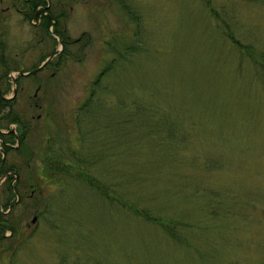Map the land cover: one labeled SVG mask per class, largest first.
Instances as JSON below:
<instances>
[{"label": "rangeland", "instance_id": "1", "mask_svg": "<svg viewBox=\"0 0 264 264\" xmlns=\"http://www.w3.org/2000/svg\"><path fill=\"white\" fill-rule=\"evenodd\" d=\"M42 4L70 43L0 0V264H264V0Z\"/></svg>", "mask_w": 264, "mask_h": 264}, {"label": "trees", "instance_id": "2", "mask_svg": "<svg viewBox=\"0 0 264 264\" xmlns=\"http://www.w3.org/2000/svg\"><path fill=\"white\" fill-rule=\"evenodd\" d=\"M40 1H42V0H27V3H30L31 5H32V10H33V12H32V14L34 13L35 14V12L37 11V14H39V13H43V11L44 10H46V8L45 7H40V8H38L37 9V6H38V4L40 3ZM46 1V0H45ZM208 1V3H210V0H207ZM60 13L59 14H56L55 16H52V13H47V14H44L43 15V24H44V27L45 28H47L48 30H49V26H50V24H52V22H53V20H55L56 21V25H55V29L57 30V31H59L58 30V28H57V26H58V24H60ZM60 33L62 34V36L65 38V42H67L66 44H68V43H70V41H69V38L67 37V36H65V34H64V32L63 31H60ZM71 42H73V41H71ZM248 46V45H247ZM250 51L251 50H253L252 48L251 49H249ZM48 55V54H47ZM47 55H45L43 58H42V60L47 56ZM62 53H60L59 54V56L60 57H62ZM5 60L6 59H3V62H5ZM51 62V60L49 61V63ZM39 65V63L38 64H35L33 67H31V68H34V67H36V66H38ZM30 68V69H31ZM8 69V68H7ZM106 68L104 69V70H102L101 71V73H100V75H99V77L97 78V81H96V83L97 82H100V79H101V76H103L104 74H105V72H106ZM6 72H7V70H6ZM22 77V76H21ZM96 88H93V90L91 91V93H90V98L91 99H93V97L95 96V92H96ZM0 101H2V102H4V106H6V105H10V104H8L7 102H10V101H7V100H5L4 98H3V96H2V93L0 94ZM91 104L89 103V108L91 107L90 106ZM140 111H141V113L143 114V115H146L147 114V112H146V109L144 108V107H141L140 108ZM9 114V113H8ZM150 114V113H149ZM147 115V116H150V115ZM6 118L8 119V120H13V121H18V118H17V116H13L12 114L11 115H6ZM26 133H27V131H26V129H23V130H21V132L19 133V138H20V141L21 142H24V139H25V137H26ZM0 134H2V132H0ZM5 149L6 150H8L9 151V149L11 150L12 149V147L10 146V145H6L5 146ZM7 170V168H5V166H4V164H2V165H0V173H3L4 171H6ZM14 177V175L13 174H9L8 175V182H7V188L9 189V191L12 193V194H14L15 192H14V190H13V185L11 184V179ZM125 202V201H124ZM129 208H131L132 210H134L137 214H140V215H143V216H146V217H149V218H151L153 215L150 213V211H147V210H144V209H141V208H139L138 206H136V205H132V204H130L129 205ZM164 222H166V221H164ZM163 222V223H164ZM170 224V223H169ZM168 227H169V225H168Z\"/></svg>", "mask_w": 264, "mask_h": 264}, {"label": "flooded vegetation", "instance_id": "3", "mask_svg": "<svg viewBox=\"0 0 264 264\" xmlns=\"http://www.w3.org/2000/svg\"><path fill=\"white\" fill-rule=\"evenodd\" d=\"M41 5H43L42 4V2L40 1V3L38 4V6H37V9L38 8H40V6ZM37 13V11L35 12V14ZM48 13H50L49 11H48ZM34 14V13H33ZM44 14V13H43ZM4 67H6V66H4ZM8 67H6L5 69H4V73H7L6 72V70H9V68L7 69ZM0 94H1V92H0ZM2 96H3V98L5 99V100H8L9 101V99H6L5 98V96L2 94ZM2 101H0V103H1ZM5 102V101H4ZM3 102V103H4ZM5 143H7V141H5ZM2 164V163H1ZM5 181H6V179H5ZM10 182H16V183H18V176H16V177H14V178H12L11 179V181ZM23 186V185H22ZM25 186V185H24ZM18 193V192H17ZM19 193H18V201H19ZM3 205V204H2ZM1 207V206H0ZM12 207H13V202H9V204H8V210L6 211V209L4 210V209H0V228H5L4 227V224L6 223V219L8 218L7 216L9 215V213H10V211H11V209H12ZM8 212V213H7ZM7 213V214H6ZM1 216H3V217H5V219H2L1 218Z\"/></svg>", "mask_w": 264, "mask_h": 264}, {"label": "water", "instance_id": "4", "mask_svg": "<svg viewBox=\"0 0 264 264\" xmlns=\"http://www.w3.org/2000/svg\"><path fill=\"white\" fill-rule=\"evenodd\" d=\"M62 48V47H61ZM61 48H57V50L55 51V52H53V53H51L43 62H42V64L40 65V67H42L50 58H52L55 54H57L60 50H61ZM40 67H37V68H35L34 69V71L35 70H37L38 68H40ZM35 218L36 217H34V219L33 220H35Z\"/></svg>", "mask_w": 264, "mask_h": 264}]
</instances>
